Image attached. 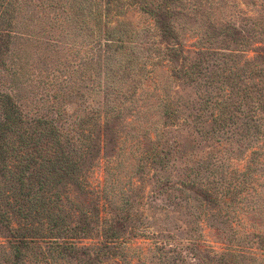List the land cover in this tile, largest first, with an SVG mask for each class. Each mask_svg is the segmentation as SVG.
<instances>
[{"label":"rangeland","instance_id":"1","mask_svg":"<svg viewBox=\"0 0 264 264\" xmlns=\"http://www.w3.org/2000/svg\"><path fill=\"white\" fill-rule=\"evenodd\" d=\"M174 1L109 0L105 8L94 0L101 21L85 11L86 24L74 18L71 0L9 3L0 92L13 97L25 119L55 120L78 155V125L89 117L84 132L100 147L77 182L42 187L34 233L10 230L26 224L24 197L0 182V264L14 263L18 242V264H264V144L255 147L259 155L242 153L233 138L204 139L194 127L196 118L212 120L232 84L234 101L246 87L264 98V0ZM166 14L169 40L156 22ZM106 36L115 40L110 49ZM193 64L199 70L188 77ZM109 85L119 95L105 105ZM168 97L174 117L166 126L160 102ZM152 143L162 152L157 163ZM59 216L65 219L58 231L50 219ZM83 219L91 229L74 232ZM111 229H121V237L102 255ZM65 241L90 260L65 249Z\"/></svg>","mask_w":264,"mask_h":264},{"label":"trees","instance_id":"2","mask_svg":"<svg viewBox=\"0 0 264 264\" xmlns=\"http://www.w3.org/2000/svg\"><path fill=\"white\" fill-rule=\"evenodd\" d=\"M11 1L12 0H0V67L4 68L5 62L2 60V55L10 43L13 24V10L9 11L8 9L9 6L12 7V3L9 4ZM102 1L106 2L105 8H108L110 5L108 2L109 0ZM162 1L164 4H173L175 2L174 0ZM92 2H94V0H85V2L77 4L71 0V13L74 15V18L77 16L76 20L80 19L81 24L87 23L84 19L85 11L91 13L98 21H101L99 14L92 8ZM167 16L166 14L157 17L156 22L159 25L162 36L169 40L173 37V33L168 25ZM80 27L83 28V25H80ZM106 33L109 34L108 32ZM111 37L112 36L104 37V46H107V49L112 47V45L109 44L110 42H115L114 38ZM103 52H106V50H103ZM169 52L170 55L174 54L176 53V49L169 48ZM205 54L210 55V51ZM259 55V58L264 60V54L261 53ZM108 61L107 57L106 66L108 65ZM198 68V64H193L191 72H186L188 77H191V74H195V72L199 70ZM232 83L234 82L232 81ZM230 87V90H225L226 98L224 101L221 104L215 102L217 103L216 109L218 112L213 116L212 120L207 122V119L201 120L196 118L194 127L198 133L203 135L202 137H204V139L216 137V141L218 142L219 138H223L227 141L233 138V144L242 147V153L252 150V155H259L261 151L255 147L258 144H264V104L262 101L264 98L261 94H251L253 88L246 87L244 89L240 88L242 96L240 100L234 101L232 97L234 96L233 90H235V87L233 84ZM235 94L237 96L240 95L239 92H235ZM118 95L119 92L116 89L112 88L110 85L106 86L103 96L105 105H108L107 102H109V99L116 98ZM209 102V99L204 101V109L208 110ZM160 105L164 124L166 126L171 125V121L174 117V108L171 98H165L160 102ZM244 109L246 110L245 114L241 113L242 117H238L235 112H242ZM54 121L53 119L48 120L41 117L33 120L25 119L21 113L20 107L16 104L13 97L7 93L0 92V182L2 181L11 191H15V193L22 198L24 197V205L20 211L26 213L23 214V217H26V224H20L17 229H13L9 226L11 231L18 232L19 230H23L27 233H34V229L30 228V226L35 217L39 215L37 211V206H39L37 198L39 197L42 187L47 185L49 187L48 189L52 190L59 186L65 187L67 181L71 182V179L77 182V175H79L84 166L87 165V161H93L97 154L96 152L99 150L100 146H98V150L95 149L97 148V144H95L91 137H88L89 135L84 132L85 129L83 127L85 126L82 124L86 123V121L89 122V117H84L83 121L78 125L79 136H82L81 139H83L80 146V155L76 152L78 150L71 145V139L64 136L61 129L55 126ZM62 141H64V143ZM98 143L101 145V138H98ZM152 144L155 145V143ZM262 144L260 146H262ZM151 152V161L154 163L159 162L161 159L160 153L162 154L161 150L157 149L155 145ZM185 186L196 187V182H189V184L185 183ZM6 187L5 189H7ZM1 191L4 190L0 188V192ZM53 195H55V193H53ZM209 195V193H206L208 201ZM58 198L59 196L56 194L55 199L58 200ZM26 200L28 202L35 200V203L27 206ZM19 216L22 218L20 213ZM2 218L7 221V224L11 223L7 216H3ZM62 219H65V217L59 216L58 219L51 218L50 222L53 223L52 228H56L57 230L60 229L59 227L62 225ZM87 223L88 222L84 219L81 220L79 222V227L77 224V227L75 226L73 231L81 233L88 232L91 228ZM63 233L64 232H54V235L61 237L64 235ZM120 237L121 229L106 230V232H104V237H102L104 243L100 245L101 247L98 251H100L102 255H108L112 247L109 243L114 242L112 240L116 242ZM28 238V236H25L22 240L27 241ZM63 245H65V249L69 251H74L75 253L78 251L88 257L83 247L76 248L73 244H66V241ZM58 246L62 245L58 244ZM155 250L162 252L164 247H159V245H157ZM168 252L169 250L167 253ZM21 254L22 250L18 242L13 246V264H18L21 259ZM92 255H94L93 260H97L95 257L100 256L90 253L91 257ZM88 259L90 260L89 257Z\"/></svg>","mask_w":264,"mask_h":264}]
</instances>
